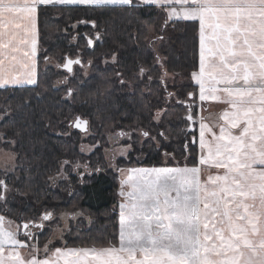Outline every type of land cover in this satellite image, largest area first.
<instances>
[{"label":"trees","instance_id":"16d2710c","mask_svg":"<svg viewBox=\"0 0 264 264\" xmlns=\"http://www.w3.org/2000/svg\"><path fill=\"white\" fill-rule=\"evenodd\" d=\"M37 27L36 83L0 87V149L15 156L12 170L0 169V215L22 223L50 213L37 233L39 245L55 228L63 229L66 245H115L114 167L160 166L164 155L196 164L197 143L174 131L183 117L175 116L182 121L174 127L169 114L195 96L189 89L199 64V22L169 19L166 8L134 0L40 5ZM89 39H96L93 49ZM67 58L80 60L71 71L63 68ZM78 117L88 121L91 134L74 128ZM123 131L129 133L120 142L129 147L128 156L107 158V134ZM84 143L99 146L85 154ZM77 213L83 216L73 223Z\"/></svg>","mask_w":264,"mask_h":264},{"label":"snow or ice","instance_id":"6c2138e0","mask_svg":"<svg viewBox=\"0 0 264 264\" xmlns=\"http://www.w3.org/2000/svg\"><path fill=\"white\" fill-rule=\"evenodd\" d=\"M132 2L0 0V87L36 83L31 72L23 79L6 73L4 63L29 67V52L23 48L30 44L35 55L38 6ZM144 2L166 8L169 19L199 20L200 64L192 77L200 86V101L230 106L222 114L227 125L217 135L201 123L198 166L130 170L123 183H130L133 191L127 194L131 203L120 206L119 247L50 252L45 245L43 259L33 254L27 260L13 247L6 261L7 244L26 245L16 232L2 227L5 218L0 216V264H264V0ZM72 63L79 61L69 60L64 67L71 71ZM205 131L211 140L205 139ZM201 166L224 172L201 182Z\"/></svg>","mask_w":264,"mask_h":264},{"label":"rangeland","instance_id":"374dc122","mask_svg":"<svg viewBox=\"0 0 264 264\" xmlns=\"http://www.w3.org/2000/svg\"><path fill=\"white\" fill-rule=\"evenodd\" d=\"M136 1H138V0H136ZM76 5H78V4H76ZM118 5H122V4H118ZM93 6H96V5H93ZM173 19H179V18L173 17ZM150 31H151V29H150ZM155 47H158V45L156 44ZM172 77H173V75H171V74H166L164 76V78H166V79L167 78H172ZM194 83H196V80L193 79L192 74H191V84L193 85ZM19 86H21V85H19ZM189 91H191L192 93H194V95H195L194 96V99L193 100L191 99V101L195 102L196 99H197V92L195 91L194 88H190ZM171 97L172 96H169L168 98L171 99ZM172 98L174 100L175 99H178L177 97L175 98L174 95H173ZM177 102H178V100L176 101V103ZM188 102L189 101L187 100V98H184V100H182L180 102V104H184L183 109L182 110L181 109H178L177 111H179V112H177V113L175 111H173L172 114L171 113L169 114L170 115L169 118H172V115L174 117L175 116H178V114L180 115V117L181 116L183 117V119H182L183 120V125H180V121H182V120H176L177 119L176 117H175V120L173 121L174 127L177 126V125H180V126H177L176 129L174 128V131H175L176 135L180 139L182 138L184 132L186 133L185 129H187L188 126H189V123L187 124L186 120H184V119H186V116L188 114L187 113V111H188V109H187ZM162 115H164V111H160V113L157 112V118H156V120L159 121V119L162 117ZM74 121H73V123H74ZM90 130L91 129H90V126H89V130L87 129L84 132V134L85 135L91 134V131ZM122 134H124V135H122ZM107 135H108V139H109L110 145L112 146L111 151L110 152H107V158H109V159L111 158L113 160H116L119 157H126V156H128L129 147L126 146L125 144L120 143V142L123 141L124 139H126L129 136V133L123 131V132H116V134L115 133H108ZM164 136L165 137H167V136L170 137V135L168 134V132L165 133ZM192 137L194 138L193 135H192ZM98 146L99 145H90V144L84 143V144L81 145V149H82V151L85 154H93L96 151V149H97ZM169 163H171V164H169ZM187 164H188L187 161H185V162H180L179 160H174L173 161V160H170L168 156L164 155L163 165H160L159 167H163V168L194 167V164L193 165H187ZM14 166H15V156H14L13 152L8 151V150H5V149H0V169H3V170H12L14 168ZM140 167H150V168H143V169H152L151 166H149V165H138V164L121 165V166H115L114 167V172L117 174L116 175V184H117V186H116L115 196H116V204H117V207H119L120 219H121V209H120V206H121V204L128 205V204L131 203V201L129 200V197H128L127 194L129 192L133 191L132 186H131L130 183H123V182L124 181H127L128 180V177L130 175H132V173L130 172V170L135 169V168H140ZM136 178H138V177H134V179H136ZM122 191L124 192V195H121V192ZM118 195H120L123 198H126V200L123 199V200H125V201H123L122 199H119V196ZM173 195H174V193H173ZM62 215H64V214L62 213ZM0 216H3L5 218L4 221H3L2 227L5 230H7V231L16 232L17 239L20 240V241H22V242H24V238L19 237V235H20V227H22V224L19 223V222H17V221H15V220H13L12 218H10L8 216H4V215H0ZM67 216H69V215H67ZM81 216H83V213H77L76 215H73L72 216L73 223H77V221H79V217H81ZM17 226H19L18 231H17ZM119 226H120V222L118 223V227ZM35 230H34L35 231V234H37L38 230L37 229H35ZM55 230L56 231L53 232L52 235L50 236V239L44 245H42V248H44L45 245H48V248L51 249V250H52V247H53V250L55 248H64L63 246L66 245V243H67L66 240L63 238L64 231H63V229H58V228H55ZM36 240H37V238H36ZM84 247H87V246H84ZM94 248L96 249L97 247H94ZM26 249L27 250H32V249H35L36 250L37 248H36V246L34 244H32L29 249L28 248H26ZM8 252L9 251L4 252L6 261H7ZM35 253H36V251H35Z\"/></svg>","mask_w":264,"mask_h":264},{"label":"crops","instance_id":"0c3cea01","mask_svg":"<svg viewBox=\"0 0 264 264\" xmlns=\"http://www.w3.org/2000/svg\"><path fill=\"white\" fill-rule=\"evenodd\" d=\"M138 1L141 2V3L147 4V3L144 2V0H138ZM57 4H59V3H57ZM175 6L178 9L180 7L179 5H175ZM37 10H38V8H37ZM198 22H199V20H198ZM199 29H200V24H199ZM28 38H29V40H31V38H32V33L31 32H29ZM35 41H36V45H35V55L34 56L31 55V51H30L31 45L30 44H29L28 47L23 48V51L29 52L30 59L25 61L26 63L29 64V67L28 68H24V67H22L19 64H12V63H9L8 60H5L4 71L6 73H10V74L19 76L21 79H23V78H25V76H27V74L29 72H31L32 75H33V78L36 80L37 72H38L37 12H36V19H35ZM33 64H34V67H33ZM199 64H200V31H199ZM198 71H199V65H198V69L195 72H198ZM24 84H28V83H24ZM9 85H11V84H9ZM194 85H195L194 89L197 92V99L193 103L191 109H192V112L194 110H196V112H197L196 113L197 114L196 117L193 119L194 121L192 123V128L195 129V131H196L195 135H196L197 140H198L199 153H198L196 164H194V166H198L199 157L202 154V150L199 147L200 125H201V123L207 125L208 127H210L212 129L213 132H215L217 135H219L220 126L221 125H225V126L227 125V122L222 119V114H223V112L225 110H229L230 111V106L228 104L222 102V101H200L199 100V87L200 86H199L197 81H196V83H194ZM5 86H7V85H5ZM206 87H207V85H206ZM218 87H223V85H220ZM232 132H233V134H239V131L236 130V129H233ZM205 139H207V140H211L212 139L211 134L208 133L207 131H205ZM143 168H150V167H140V168H135V169H143ZM151 168L153 169V168H163V167L151 166ZM189 168H191V167H189ZM223 172H224L223 169H216L214 167L209 168V167L201 166V174H200L201 182H203L207 178V176L209 174H212V175L220 174V175H222ZM136 179H139V177L136 178ZM118 196H119V199H122V200L125 199L126 200V198H123L120 195H118ZM125 200H123V201H125ZM118 209H119V207H118ZM65 217L66 216H61V218H63V221L66 223V225L69 228V223H68V221H66ZM119 222H120V212H119ZM45 223L47 224L45 219L40 220L38 222H28L27 223L28 224V228H24L23 227L22 230H21V233L19 235V237H21V238L25 237L26 235L30 236V238L32 240L31 245L34 244L36 246V248L39 249L38 252L35 253V249H32V250H27L26 249V248L29 249L31 247V245H29L26 248L25 247L23 248V247H19V246H14L12 244H7L5 246V252L10 251L13 247H15L21 253V256L25 260L30 259L33 254L36 255L37 259H43L45 257V255H46V253L44 252V248H42V245H39V244L33 242V240H34L33 237L35 236V231H36L35 229H37L39 231L42 230L46 226ZM40 225H43V226L40 227ZM119 237H120V226L118 227V238ZM119 243H120V240H119V242L117 244L110 245V246H107V247H119ZM63 247L64 248H79V249H92V248H94V247H76V246H70V245H64ZM107 247H100V248H107ZM100 248H96V249L99 250ZM49 250H51V249H49ZM52 250H53V247H52ZM137 255L139 256V254H137Z\"/></svg>","mask_w":264,"mask_h":264},{"label":"water","instance_id":"95a60500","mask_svg":"<svg viewBox=\"0 0 264 264\" xmlns=\"http://www.w3.org/2000/svg\"><path fill=\"white\" fill-rule=\"evenodd\" d=\"M69 60H71V59H67L66 64L68 63ZM77 60L80 61L79 59L71 60V61H77ZM72 66H73V63H72L71 66H70L71 69H72ZM67 69H68V68H67ZM191 97H192V96H191ZM78 122L81 123V127H77V126H76ZM84 122H86V123H84ZM73 126H74V128L79 129V130H81L82 132H85V131L87 130V127H88V122H87L86 120L81 119V118H77V120L74 122Z\"/></svg>","mask_w":264,"mask_h":264},{"label":"flooded vegetation","instance_id":"af4514ba","mask_svg":"<svg viewBox=\"0 0 264 264\" xmlns=\"http://www.w3.org/2000/svg\"><path fill=\"white\" fill-rule=\"evenodd\" d=\"M94 40H96V39H94ZM94 48V42H93V44L91 45V49H93Z\"/></svg>","mask_w":264,"mask_h":264},{"label":"bare ground","instance_id":"6f19581e","mask_svg":"<svg viewBox=\"0 0 264 264\" xmlns=\"http://www.w3.org/2000/svg\"><path fill=\"white\" fill-rule=\"evenodd\" d=\"M63 69V68H62Z\"/></svg>","mask_w":264,"mask_h":264}]
</instances>
